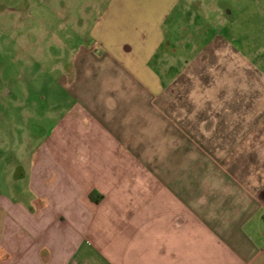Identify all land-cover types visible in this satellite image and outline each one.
I'll return each instance as SVG.
<instances>
[{"label":"crops","instance_id":"crops-1","mask_svg":"<svg viewBox=\"0 0 264 264\" xmlns=\"http://www.w3.org/2000/svg\"><path fill=\"white\" fill-rule=\"evenodd\" d=\"M113 1L0 116V264H264V94Z\"/></svg>","mask_w":264,"mask_h":264},{"label":"rangeland","instance_id":"rangeland-1","mask_svg":"<svg viewBox=\"0 0 264 264\" xmlns=\"http://www.w3.org/2000/svg\"><path fill=\"white\" fill-rule=\"evenodd\" d=\"M111 3L118 2L0 0V116H19L13 112V96L18 94L26 100L23 89L32 83L31 79L57 74L58 61L52 58L60 53L59 38L63 40L74 30L77 33L75 25L82 31L86 29L97 18L94 9L103 10ZM140 4L134 19L142 16L144 7L145 12H159V7L168 12L163 24L172 51L187 53L190 67L201 69V54L209 52L213 70L209 83L236 87L243 100L248 99L250 90L258 88L264 94V0H162L161 6H155L154 0H141ZM216 45L223 49L212 55ZM27 46L32 48L29 52L33 59L27 58ZM174 63L178 65L179 61ZM205 80L200 75H189L179 84H201ZM29 95L40 97L32 92ZM7 125L3 120L4 130ZM4 130L3 134L7 133Z\"/></svg>","mask_w":264,"mask_h":264}]
</instances>
